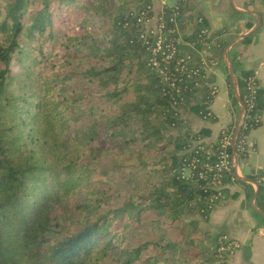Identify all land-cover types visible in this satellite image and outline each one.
<instances>
[{"label": "trees", "instance_id": "obj_1", "mask_svg": "<svg viewBox=\"0 0 264 264\" xmlns=\"http://www.w3.org/2000/svg\"><path fill=\"white\" fill-rule=\"evenodd\" d=\"M182 4L185 17L177 27L202 49L201 30L209 25L199 15L204 23L186 35L193 17ZM109 5L0 0V264H208L228 255L219 250L222 234L211 242L196 219H186L195 212L208 217L212 209V190L197 174L181 172L184 152L207 130L174 132L184 126L181 113L188 107L215 120L207 115L211 90L185 77V100L175 104V92L148 67L135 19L150 5L138 11L121 5L115 15ZM173 28L169 40L180 37ZM251 75L244 70L237 79L251 114L241 135L262 124L264 89L257 90L255 109L246 103ZM229 82L238 105L230 76ZM79 88L97 92L81 96ZM121 168L119 186L111 173ZM248 177L264 211V170ZM231 180L244 186L248 200L254 197L252 183L234 168L225 184ZM223 191L226 198L236 195Z\"/></svg>", "mask_w": 264, "mask_h": 264}, {"label": "crops", "instance_id": "obj_2", "mask_svg": "<svg viewBox=\"0 0 264 264\" xmlns=\"http://www.w3.org/2000/svg\"><path fill=\"white\" fill-rule=\"evenodd\" d=\"M147 2L151 7V19L147 22V27L155 26L159 16L168 15L174 4V1L172 4L169 0H110L109 6L112 15H115L121 5L127 11H138ZM184 4L188 8L187 18L193 17L187 25L186 35L197 29L196 18L199 15L204 16L212 33L216 34L213 36L212 48L204 50L197 49L194 42L185 39V31H180L182 50L190 54L193 62L204 71L206 78L203 92L214 84L219 91L209 105L215 120L204 119L188 107L182 109L181 113L184 126L174 132L180 134L188 128L194 132L204 129L207 131L204 132L202 140L213 144L218 142L223 128L237 127L238 112L241 110L239 104L233 103L230 94L229 76L232 83L233 77L226 52L233 41L235 42L229 52L235 50L236 80L242 71L251 70L256 74L259 86L264 89V0H184ZM259 18L261 26L250 35L253 36L251 41L244 42L249 36L243 39L241 36L255 27ZM203 57L205 59L202 61ZM200 98L197 95L193 103L200 101ZM248 145V155L234 169L239 179L252 183L257 189V185L247 178L250 179V174L264 170V109L262 124L250 132ZM226 184L229 194L236 193L232 200L214 208L207 220L200 215L193 219L198 221L200 227L206 224L204 230L209 233L211 242L221 233H227L239 242V249L229 257L227 264H264V219L254 213L253 198L247 199L243 185L232 180Z\"/></svg>", "mask_w": 264, "mask_h": 264}, {"label": "built area", "instance_id": "obj_3", "mask_svg": "<svg viewBox=\"0 0 264 264\" xmlns=\"http://www.w3.org/2000/svg\"><path fill=\"white\" fill-rule=\"evenodd\" d=\"M173 1L174 4L170 13L159 16L155 26H146L147 22L151 19L150 6L141 12H137L135 19L138 24L142 25L140 38L149 52L148 67L150 70L158 73L163 83L175 92L174 103L180 105L185 100L182 92L187 90L186 85L181 84L183 78L186 77L203 82L206 77L202 72L201 66L193 62L192 56L179 50L180 37L172 40H169L167 37L170 24L175 25L172 31L179 33L180 30L177 27L178 21L185 17L183 15L184 8L182 4L184 0ZM196 23H204L203 17H197ZM211 34L212 31L209 26L202 28L201 37L204 39V50H210L213 46V43L208 40L209 37L211 38ZM204 59L203 57L202 61ZM208 87L214 98L219 91L218 87L215 84ZM246 87L249 91L246 103L248 104V109L253 110L255 109V99L259 88V82L255 73L248 77ZM207 115L211 116L213 112L209 111ZM250 117L251 114H248L246 109L241 114L239 121L241 122V128L236 141V154H234L233 150L236 127L222 129L217 144L202 141L195 144L193 142V145L184 152L189 153V155L184 158L181 172L186 178H191L197 174L198 180H202L203 186L206 189L212 190L213 193L210 197L213 198L215 196V199L210 200L209 197L210 207L214 206L215 201L222 198L224 194L223 189L225 188V177L230 173L232 174L233 168H235L234 165L239 159L238 153L245 152L247 149L249 132L241 135V130L243 127L247 128L245 120ZM256 117L259 118V115L256 114ZM215 145H218L217 149H215ZM219 241L221 242L219 250L227 252V249H225V246L229 245L227 238L222 236L219 238Z\"/></svg>", "mask_w": 264, "mask_h": 264}, {"label": "rangeland", "instance_id": "obj_4", "mask_svg": "<svg viewBox=\"0 0 264 264\" xmlns=\"http://www.w3.org/2000/svg\"><path fill=\"white\" fill-rule=\"evenodd\" d=\"M170 2H172V4H173V0H169ZM6 3V0H3V4H5ZM0 37H1V35H0ZM234 52H235V50H232L231 51V53H230V55H233L234 56ZM233 61V60H232ZM234 63H235V61H234ZM11 67H12V70L14 71V72H18L19 70H20V66L16 63V61H13L12 62V65H11ZM79 84H82L83 86L84 85H86L87 86V84H83L81 81H79L78 82ZM79 89H81V90H79V94L81 95V96H89V95H93V94H95L96 92H97V90H96V88H94L93 90H89V89H83V88H79ZM239 107H241L240 106V104L238 105ZM84 107H85V105H84ZM239 114H240V112H238ZM229 127V126H228ZM225 128H227V127H225ZM224 129V128H223ZM253 130V129H252ZM251 130V131H252ZM250 131V132H251ZM250 132H249V134H250ZM248 139H249V135H248ZM199 141H202L203 142V140L201 139V140H198V141H194V143L196 144V143H199ZM240 154L239 155H242V156H247L248 155V153H249V145L247 144V149H246V151L245 152H239ZM238 158H239V156H238ZM243 158H240V159H238L237 160V162L235 163V167H237L238 165H239V163L241 162V164L243 163ZM124 173H126V168H121V169H119V170H116V171H113L112 173H111V177L112 178H114V179H117V181H118V185L119 186H122L123 185V180L122 179H124L123 178V174ZM187 173H188V171H187ZM264 180V179H263ZM227 184H225V188L227 187L226 186ZM226 194L224 193L223 194V196H222V198H220L219 200H217V201H215V204H214V206H212V209L210 210V212H209V214H208V217H205V216H202V214H200V213H198V212H195V213H193V214H191V215H187L186 216V219L187 220H189V219H193L194 217H196V216H201L203 219H205V220H207V218H209L210 217V215H211V212L214 210V208H216L218 205H221V204H223V203H229L231 200H232V198L233 197H230V198H226V196H225ZM214 199H215V196L213 197ZM213 198H211L210 197V200H212ZM256 203V202H255ZM257 206V205H256ZM258 207V206H257ZM261 215V214H260ZM261 219H264V216H259ZM205 225L206 224H202L201 225V227L199 226V229L200 230H203V231H205L204 230V228H206L205 227ZM222 234V236H224V237H226L227 238V241H229V245H227V246H225V249H227V253H228V255H227V257H225V258H220L218 261H214V262H211V263H208V264H227L228 262H229V257L237 250V249H239V247H240V244H239V242L237 241V240H235V239H233L232 237H230L227 233H221ZM208 236H209V233H208ZM140 240H142V238L141 237H139V238H135V239H132V243H138ZM219 240V239H218ZM214 243V242H213ZM237 245H239L238 247H237Z\"/></svg>", "mask_w": 264, "mask_h": 264}, {"label": "water", "instance_id": "obj_5", "mask_svg": "<svg viewBox=\"0 0 264 264\" xmlns=\"http://www.w3.org/2000/svg\"><path fill=\"white\" fill-rule=\"evenodd\" d=\"M261 26V19L259 18V21L258 23L255 25V27H253L248 33L244 34L241 36V38H246L248 36H250L251 34H253L259 27ZM235 41H233V43H231L229 46L231 47L233 44H234ZM230 47L227 48V52H226V57H227V60H228V63H229V68H230V74L231 76L233 77V86H234V89H235V93H236V96L237 98L239 99V102H240V106H241V110H240V115H239V118H238V124H237V127H236V130H235V139H234V146H233V150H234V154H236V141H237V138H238V134L240 132V128H241V122L240 121V118H241V114L244 112L245 110V105L243 103H241L240 101V96H239V91H238V86H237V80L234 76V66H233V63H232V60H231V56H230ZM243 179V178H242ZM245 179V178H244ZM247 180L251 181L250 179L247 178ZM258 195V186H257V189H256V192H255V195L253 197V203H252V207L255 211H257L258 213H260L262 216H264V211L261 210L259 207L256 206L255 202H256V197Z\"/></svg>", "mask_w": 264, "mask_h": 264}]
</instances>
